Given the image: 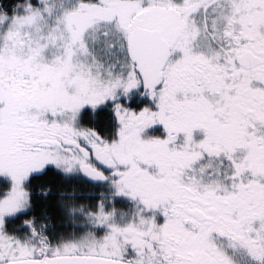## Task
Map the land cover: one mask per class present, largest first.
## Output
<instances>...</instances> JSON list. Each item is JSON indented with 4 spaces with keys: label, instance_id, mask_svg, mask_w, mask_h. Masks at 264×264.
<instances>
[{
    "label": "snow or ice",
    "instance_id": "1",
    "mask_svg": "<svg viewBox=\"0 0 264 264\" xmlns=\"http://www.w3.org/2000/svg\"><path fill=\"white\" fill-rule=\"evenodd\" d=\"M0 264H264V0H0Z\"/></svg>",
    "mask_w": 264,
    "mask_h": 264
}]
</instances>
